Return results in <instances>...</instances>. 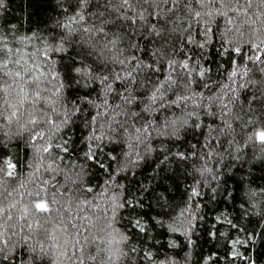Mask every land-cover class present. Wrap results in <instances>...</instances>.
<instances>
[{"label": "clouds", "instance_id": "9594fccd", "mask_svg": "<svg viewBox=\"0 0 264 264\" xmlns=\"http://www.w3.org/2000/svg\"><path fill=\"white\" fill-rule=\"evenodd\" d=\"M48 3L46 22L31 25L26 13L18 14V23L7 22L12 7L9 0H0V37L45 71L41 81L31 85L41 91L35 105L38 122H28L30 103L21 105L19 120L8 123L0 118V150L20 164L11 179L0 165V203L6 206L20 184L34 193L52 176L63 184L67 170L73 181L67 186L74 190L76 184L83 188L89 181L99 186L98 191L105 186L118 190L115 215L109 203V211H101L96 219L93 235L103 237V242H98L99 253L97 244L91 245L94 264H211L212 260L240 264L225 253L233 239L245 237V229L249 237L253 230L257 233L248 256L264 264V259L253 256L264 229V179H257L264 176V142L257 137L264 129V60L252 59L258 49L251 47L264 49V0H252L250 6L239 0L241 8L250 10L246 16L234 15L233 25L217 8L230 10L234 0H225V6L220 0ZM19 23L31 31L18 34ZM237 46L248 50L243 63L226 69L217 57L228 58ZM245 65L247 77L228 79L232 68L239 71ZM225 84L241 92L231 120L234 135L226 137L231 143L223 147L217 143L210 150L211 139L225 137L209 135L207 125L222 121L218 106L210 114L204 105ZM200 93L203 102L197 105ZM12 100L19 102V97ZM6 114V106L0 104V116ZM236 114L239 120L234 119ZM37 133L41 139L34 143ZM101 134L103 139L96 140ZM48 142L66 143V158L63 151H36L37 145L42 149ZM40 155L45 166L33 175ZM48 159L55 161L57 171L48 170ZM189 206L190 211L181 215L179 209ZM57 207L52 203L51 215L41 216L44 228L59 222ZM220 225L224 227L219 236L213 235ZM230 230H235L234 238H229ZM31 235L37 239L36 233ZM38 235L47 240L43 228ZM23 246L22 239L15 251L0 246V264H19L16 257Z\"/></svg>", "mask_w": 264, "mask_h": 264}, {"label": "snow or ice", "instance_id": "6c2138e0", "mask_svg": "<svg viewBox=\"0 0 264 264\" xmlns=\"http://www.w3.org/2000/svg\"><path fill=\"white\" fill-rule=\"evenodd\" d=\"M251 3L252 0H247L249 6ZM220 6H225V0H220ZM249 10V7L241 8L239 0H234V6L230 10L226 9L220 12L219 8H217L218 14L229 25H233L234 15L240 14L246 16ZM196 16L199 18L200 13L196 12ZM211 31L215 33L216 29H211ZM20 39L26 40L28 38L21 37ZM251 47L258 49V54L252 59L257 61L264 60V49H260L256 44L251 45ZM232 52L239 55L242 52V48L237 46ZM251 62L249 60L250 64ZM230 63L237 64L236 61H230ZM184 66H187V61H185ZM200 75L203 76L204 73L201 72ZM248 75V66L245 65L239 71L236 68H232L228 74V79L235 81ZM44 76L45 71L40 64L27 56L26 52L22 54L21 49L15 44H9L6 37H0V104L5 105L7 108V114L0 116V118L6 120L8 123H11L13 120H19L21 105L30 103L33 106V111L28 112V122L35 125L40 119V116L36 114L35 105L41 99V91L38 88L34 90L31 85L34 82L41 81ZM199 95L200 98L194 101L197 105L203 102L204 94L200 93ZM13 96L19 97V102H13ZM240 96L239 87L225 84L224 88L215 96L209 95L207 97L208 103L204 106L211 110L210 114L215 113L218 106L222 121L218 126L216 125V121H213L211 125H207L209 135L225 137L211 139V143L207 144L210 150L217 143L221 147L225 143H231L226 137L234 135L231 120L235 112V102L239 100ZM189 98L178 97V100ZM243 102L245 104L248 103L247 96H244ZM255 102V99H253L252 103L254 104ZM89 116L91 117V113H89ZM234 119L239 120L240 116L236 114ZM51 123L55 124L56 122L52 120ZM184 123H187L186 119ZM192 123L195 124L196 121H192ZM204 123L207 124V121ZM248 123H251V121L249 120ZM201 134L203 135V133ZM257 137L261 142H264V129L257 133ZM95 138L96 140H102L103 134L97 135ZM40 139L41 135L39 133L33 136L34 143ZM36 151L43 154L63 151L65 153L64 158H66L68 148L67 144L63 142L56 144L48 142L42 149L37 145ZM89 155L93 160L98 159V155ZM105 159H107V156ZM44 160V155H40V163H37L36 169L32 173L33 175L45 166ZM18 164L19 160L15 156H10L7 152L0 150V165L4 166L8 178L11 179L14 176ZM107 167L111 169V163ZM47 168L52 172L58 170L53 159L47 160ZM100 170L103 171L102 168ZM72 171H75V169H72ZM72 182V177L67 170H64L63 184H61L59 178L52 176L39 183L35 193L29 189H25L24 185L20 184L18 186L20 190L15 193L14 198L6 206L0 203V246L8 248L9 251H15L16 242L22 239L24 246L19 250L20 254L16 257L19 264H25V261H30V264H86V261L88 264H94L95 256L92 255L91 245L97 244L95 251L99 253L98 242H103V237L93 235L96 219L101 211L105 213L109 211V203L112 205L111 213L113 216L115 215V210L118 206V190H111L105 186L102 190L96 191L91 181L83 188L79 184H76V190H74L72 187L67 186ZM192 191L193 195L197 194L195 189ZM249 196L254 199V191H250ZM25 197L28 199L26 200ZM49 197H51V200ZM102 201L104 202L103 206L101 204ZM52 203L58 204L56 211L59 213V222L54 223L50 229L44 228L41 224V216L51 215ZM61 208H63V211H61ZM185 211H190V206L179 209L181 215ZM218 219L220 218L218 217ZM226 222L230 223V221ZM42 228L48 234L47 240L39 238L38 234ZM244 231L246 233L245 237L243 239L239 237L233 239L231 241L232 247L225 255L227 256L230 253L232 259L239 261L240 264H256L254 259L245 255V251L254 247L253 242L257 237V233L253 230L249 237L247 230L245 229ZM32 233L37 234V239H32ZM212 234L217 235V232ZM259 238L261 241H264V229L261 230ZM245 244L248 247L244 248L245 251H241L242 246ZM146 254L148 256L152 255L151 252H147ZM49 257L51 258L50 260L48 259ZM109 258H111V253L109 254ZM209 260H211V256H209ZM211 264H218V260H212ZM229 264H231V261Z\"/></svg>", "mask_w": 264, "mask_h": 264}, {"label": "trees", "instance_id": "16d2710c", "mask_svg": "<svg viewBox=\"0 0 264 264\" xmlns=\"http://www.w3.org/2000/svg\"><path fill=\"white\" fill-rule=\"evenodd\" d=\"M9 6L12 7V9L9 13H7L8 15L7 22L18 23V14L26 13V22L31 25H38L40 23L46 22L45 21L46 12L50 8V4L48 3V0H26V2L25 0H9ZM5 30L8 31L6 26H5ZM30 31H31L30 28L26 29L23 23H19L18 34L19 33L27 34V32ZM247 51H248L247 48H242V52L239 55L230 51L228 58H224V57H217V58L226 65V69H230L231 68L230 61L234 59L237 62V64H242L244 59V53ZM19 170H20V164H18V168H17V171ZM229 179H233V178L230 177ZM257 179H264V176L257 177ZM92 186L95 188L96 191L99 190L98 185L92 184ZM176 187L177 190H179L180 187L179 184H177ZM236 187L237 188L240 187L239 182H237ZM223 227H224L223 225L218 226L217 236H219V231L222 230ZM234 232L235 230L229 231V238H234ZM204 243L207 244V240H205ZM241 251H245L244 248H241ZM251 251L252 249L249 248L248 251H245V255H248L249 252ZM255 255H257V257H259L260 259H264V241L261 242L260 246L256 249V252L253 253V256Z\"/></svg>", "mask_w": 264, "mask_h": 264}]
</instances>
